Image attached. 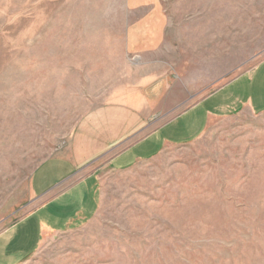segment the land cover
<instances>
[{
    "label": "rangeland",
    "instance_id": "374dc122",
    "mask_svg": "<svg viewBox=\"0 0 264 264\" xmlns=\"http://www.w3.org/2000/svg\"><path fill=\"white\" fill-rule=\"evenodd\" d=\"M170 4L168 54L141 59L122 53L121 0H0V264H264V116L110 164L264 59V0ZM57 158L71 181L38 168ZM86 175L90 214L43 236L20 223Z\"/></svg>",
    "mask_w": 264,
    "mask_h": 264
},
{
    "label": "crops",
    "instance_id": "0c3cea01",
    "mask_svg": "<svg viewBox=\"0 0 264 264\" xmlns=\"http://www.w3.org/2000/svg\"><path fill=\"white\" fill-rule=\"evenodd\" d=\"M173 1L176 0H121L122 15L120 23L122 24L121 39L124 56L146 59L168 54L166 36L168 27L171 24L170 16L174 14L169 9L170 6L172 7L170 2ZM182 1L180 0V2ZM148 78L151 77L144 79L146 83L143 86L151 82L152 79ZM241 115L249 118L264 116V59L250 71L224 83L189 108L132 143L112 157L110 164L115 169H123L139 161L150 160L165 148L187 145L196 141L213 120ZM129 130L128 128L124 132ZM124 132L122 134H125ZM54 160L70 165V170L63 182L71 181L78 173L76 163L58 158L50 159L38 168ZM91 179V175L79 178L78 181L76 180L77 182L60 193H55L49 197L46 202L26 216L20 223L34 219L39 225L37 234L43 236L54 226L67 225L90 214L96 205L93 195L95 187L90 189V186H94L95 182H89ZM55 187H58V185ZM50 190L46 192H50ZM89 200V207L79 210L83 206V202L85 201L88 204ZM71 201H73V205H77V209L72 213L66 211L58 213L59 216L58 214L54 216L52 212H49L55 204L58 207H67L66 205H72ZM84 210L88 212H84ZM33 241L34 244L31 247H36V240ZM7 248L9 247L5 246V251Z\"/></svg>",
    "mask_w": 264,
    "mask_h": 264
}]
</instances>
